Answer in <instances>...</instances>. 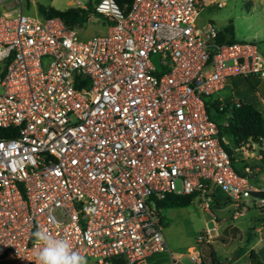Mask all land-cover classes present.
Listing matches in <instances>:
<instances>
[{
    "label": "built area",
    "instance_id": "obj_1",
    "mask_svg": "<svg viewBox=\"0 0 264 264\" xmlns=\"http://www.w3.org/2000/svg\"><path fill=\"white\" fill-rule=\"evenodd\" d=\"M200 6L94 0L105 30L84 38L58 16L0 12V261L36 264L32 234L46 228L87 264H142L167 250L155 202L174 193L210 215L184 253L196 264L219 198L232 217L242 197L264 206L249 178L260 167L234 166L263 144L232 145L205 103L222 108L231 75L264 78V56L252 41H218L209 21L198 28Z\"/></svg>",
    "mask_w": 264,
    "mask_h": 264
},
{
    "label": "rangeland",
    "instance_id": "obj_2",
    "mask_svg": "<svg viewBox=\"0 0 264 264\" xmlns=\"http://www.w3.org/2000/svg\"><path fill=\"white\" fill-rule=\"evenodd\" d=\"M81 4H93L94 0H79ZM201 6L195 17V24L202 27L207 21L217 29L231 24L232 37L238 41H252L257 50L264 56V0H200ZM11 7L21 8L25 13L38 15L36 4L51 5L64 8L74 4V0H5ZM220 2L221 4H217ZM6 8L2 3L0 8ZM101 16L90 14L80 27H75L79 37L100 34L105 30ZM221 96L231 95L242 101L253 104L261 112L264 120V78L255 76L242 77L231 75L225 79V85L218 91ZM227 136V134H225ZM228 137V136H227ZM234 166L240 168L238 154H235ZM254 157H250L253 162ZM248 161L250 164H252ZM260 169L259 171H261ZM258 172V171H257ZM250 181L254 184L264 180V170L260 174L253 172ZM257 175L255 178L254 176ZM219 194V193H218ZM236 209L229 198H219L210 206L215 216L216 225L211 229L212 236L196 243L197 260L203 257L208 263L207 252L211 249L213 257L228 259V264H246L249 262V252L252 250L260 264H264V235L256 229L264 218V206H257L251 196L241 198V213L232 217ZM165 225L162 235L167 250L154 253L142 264H170L169 254L173 259L182 252L180 262L193 264L184 254L189 245L195 244L196 236L206 226H211L210 215L198 205L196 198L180 207H169L161 210ZM233 257V258H232ZM0 264H13L10 261H0Z\"/></svg>",
    "mask_w": 264,
    "mask_h": 264
},
{
    "label": "trees",
    "instance_id": "obj_3",
    "mask_svg": "<svg viewBox=\"0 0 264 264\" xmlns=\"http://www.w3.org/2000/svg\"><path fill=\"white\" fill-rule=\"evenodd\" d=\"M121 1L123 0H117V2ZM36 11L44 16H58L67 26L75 28L82 26L88 16L92 14V5L87 4L85 8L73 5L56 8L51 5L38 3L36 4ZM216 38L218 41L224 39L234 41L231 24H226L221 30L217 29ZM218 102L214 95H210L205 99L207 112L216 122L219 133L227 134L232 145L243 144L248 138L252 141L261 142L263 146L259 150L260 157L256 161L251 162V165L257 164L260 169H264V120L259 109L241 99L234 101L230 96H223V106L221 109L218 108ZM224 120L225 123H223ZM225 149L230 152L228 146H225ZM250 177L251 175H249ZM251 194L264 197V191H253ZM192 198V194L166 193L155 202V207L160 213L162 225H165L163 215L161 214L162 209L188 205ZM207 255L209 258L208 263L203 257H199L196 264H220V260L213 257L211 249L207 252ZM246 264H260V261L252 250L249 252V262Z\"/></svg>",
    "mask_w": 264,
    "mask_h": 264
},
{
    "label": "clouds",
    "instance_id": "obj_4",
    "mask_svg": "<svg viewBox=\"0 0 264 264\" xmlns=\"http://www.w3.org/2000/svg\"><path fill=\"white\" fill-rule=\"evenodd\" d=\"M37 248L36 264H87L68 239L58 238L48 229L37 228L32 234Z\"/></svg>",
    "mask_w": 264,
    "mask_h": 264
},
{
    "label": "crops",
    "instance_id": "obj_5",
    "mask_svg": "<svg viewBox=\"0 0 264 264\" xmlns=\"http://www.w3.org/2000/svg\"><path fill=\"white\" fill-rule=\"evenodd\" d=\"M3 1H5V0H0V5L2 4V3H4L5 5H6V8H4V9H2V7L0 8V12H2V11H5V10H15V9H17V8H15V7H11V5L9 4V2H3ZM228 96H230L231 97V95H228ZM232 98H234L233 96H232ZM236 99H239V98H236ZM254 159V158H253ZM239 161V163H241V161H243V162H248V161H250V157H248V158H244L243 160H238ZM254 161H256V159H254ZM251 162V161H250ZM249 163V162H248ZM241 165V164H240ZM262 170H264V169H262ZM261 170V171H262ZM261 171H258V172H256V174L258 175V174H260V172ZM257 175H255L254 177L256 178L257 177ZM252 176V175H251ZM252 183V182H251ZM254 186H256V187H258V186H261V185H263L264 184V180L263 181H258V183H256V184H254V183H252ZM262 222H264V218H263V220H262ZM258 227H256V229H257ZM190 247H189V250L191 249V245H189ZM157 253V252H156ZM159 253V252H158ZM153 256V254L152 255H150V256H148L147 258H146V260L147 259H149L150 257H152ZM169 256H170V254H169Z\"/></svg>",
    "mask_w": 264,
    "mask_h": 264
},
{
    "label": "water",
    "instance_id": "obj_6",
    "mask_svg": "<svg viewBox=\"0 0 264 264\" xmlns=\"http://www.w3.org/2000/svg\"><path fill=\"white\" fill-rule=\"evenodd\" d=\"M260 234L261 235H264V225L260 228ZM233 258V257H232ZM220 264H228V259L227 258H223L221 261H220Z\"/></svg>",
    "mask_w": 264,
    "mask_h": 264
}]
</instances>
